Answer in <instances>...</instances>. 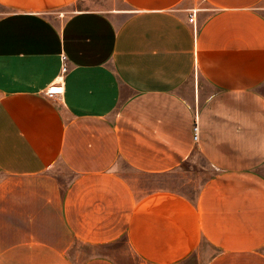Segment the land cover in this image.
<instances>
[{
    "label": "crops",
    "instance_id": "0c3cea01",
    "mask_svg": "<svg viewBox=\"0 0 264 264\" xmlns=\"http://www.w3.org/2000/svg\"><path fill=\"white\" fill-rule=\"evenodd\" d=\"M131 257L264 264V0H0V264Z\"/></svg>",
    "mask_w": 264,
    "mask_h": 264
},
{
    "label": "rangeland",
    "instance_id": "374dc122",
    "mask_svg": "<svg viewBox=\"0 0 264 264\" xmlns=\"http://www.w3.org/2000/svg\"><path fill=\"white\" fill-rule=\"evenodd\" d=\"M193 166L202 167L198 163H195ZM190 167H192V165L187 164L186 166H183L182 168L177 170V172L175 173L162 175L160 178L152 180L150 183H147V190H149L150 188L156 190H173L182 192L188 196L193 195L195 193V190L197 189V186H195L189 179L190 176H193L195 174ZM203 171L205 175V172L207 171ZM129 260V264H137V262H135L132 257Z\"/></svg>",
    "mask_w": 264,
    "mask_h": 264
},
{
    "label": "built area",
    "instance_id": "2783aa9c",
    "mask_svg": "<svg viewBox=\"0 0 264 264\" xmlns=\"http://www.w3.org/2000/svg\"><path fill=\"white\" fill-rule=\"evenodd\" d=\"M188 22L192 25L193 27V32L195 33V29H196V20H195V12L192 11L188 17ZM195 30V31H194ZM64 58H62L63 60ZM67 70V67L64 63H62L61 65V72L64 73L65 71ZM48 93L52 94V92H55L53 90H49L47 91ZM198 139V129L196 127V125L194 126V130H193V140L194 141H197Z\"/></svg>",
    "mask_w": 264,
    "mask_h": 264
},
{
    "label": "bare ground",
    "instance_id": "6f19581e",
    "mask_svg": "<svg viewBox=\"0 0 264 264\" xmlns=\"http://www.w3.org/2000/svg\"><path fill=\"white\" fill-rule=\"evenodd\" d=\"M54 90H57V88H54Z\"/></svg>",
    "mask_w": 264,
    "mask_h": 264
}]
</instances>
